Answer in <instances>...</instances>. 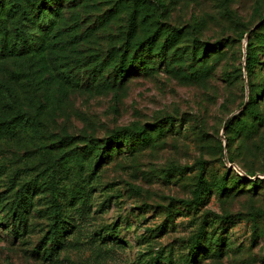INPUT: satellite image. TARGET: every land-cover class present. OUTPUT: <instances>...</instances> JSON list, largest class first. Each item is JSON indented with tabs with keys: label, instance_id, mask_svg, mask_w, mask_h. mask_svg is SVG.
I'll list each match as a JSON object with an SVG mask.
<instances>
[{
	"label": "rangeland",
	"instance_id": "374dc122",
	"mask_svg": "<svg viewBox=\"0 0 264 264\" xmlns=\"http://www.w3.org/2000/svg\"><path fill=\"white\" fill-rule=\"evenodd\" d=\"M62 6L54 43L0 68V122L17 117L0 127V264H264V0ZM134 8L139 36L179 30L173 48L118 88L89 87ZM143 125L147 143L92 163L88 137Z\"/></svg>",
	"mask_w": 264,
	"mask_h": 264
},
{
	"label": "trees",
	"instance_id": "16d2710c",
	"mask_svg": "<svg viewBox=\"0 0 264 264\" xmlns=\"http://www.w3.org/2000/svg\"><path fill=\"white\" fill-rule=\"evenodd\" d=\"M64 1L65 4H76L78 2L84 3L87 0H0V68L14 59H19L23 62L29 61L42 46L45 44L50 46L54 43L52 38L55 34H51V32L58 20L56 21V18L53 17H58L61 9L65 8L62 6ZM136 12L137 10L134 8L131 13H129V18H126L125 24L119 26V30L125 33L117 40V43L114 42L110 44L106 58H102L94 64L92 68L86 69V81L90 83L89 87H93L99 91L118 88L127 81L131 72H147L154 70L156 56L161 57V62H164V58L166 59L167 57L166 54L168 49L173 48L177 33H179L178 29L168 28L165 30L163 33V41H156L160 32V28L157 25L139 36L136 33L138 30V25L135 22ZM73 30L74 29L69 30L65 27L63 30L59 29L57 35L66 34L69 42H72L74 39H71L78 35ZM89 39L87 38L86 40L88 41ZM219 42L220 41H217L216 45L212 46H208L207 44L203 45V52H201V55H205L207 51H210L209 53L219 52ZM174 52L173 49V54ZM171 57H173L172 54ZM190 57L192 60L197 59L194 49ZM255 63L256 53L248 51L245 57V68L247 72L251 73ZM165 65L168 66L169 64L166 63ZM193 71H195L193 72L195 77L205 74V71L202 72V65ZM69 81L70 84L78 83L73 82V77H70ZM16 118L17 117H13L10 120H2V122H0V127L4 129L6 127L5 125L10 124V122ZM147 126L152 127V125L149 124ZM158 128L159 125L155 124V128L153 129ZM135 134H139L142 137L144 144L152 137L144 125L140 126L137 130H131L125 127L114 130L107 136L101 138V141L98 140L99 138L88 137V153L92 155V163L97 166L103 159V156H100L101 154L109 157L111 150H113V146L117 148L121 143H127L130 146V139H132ZM159 134H161L160 129H158V135ZM101 143H105V146H102L103 152L98 153L99 146H97V144ZM117 151L121 150L118 149ZM203 182L204 180L201 174L198 173L192 199V202L195 204L203 200ZM221 182L224 183V177L221 178ZM53 200L56 203L55 207H58L59 201L57 197L53 196ZM194 249H196V246H194Z\"/></svg>",
	"mask_w": 264,
	"mask_h": 264
},
{
	"label": "water",
	"instance_id": "95a60500",
	"mask_svg": "<svg viewBox=\"0 0 264 264\" xmlns=\"http://www.w3.org/2000/svg\"><path fill=\"white\" fill-rule=\"evenodd\" d=\"M247 37H248V34H247Z\"/></svg>",
	"mask_w": 264,
	"mask_h": 264
}]
</instances>
